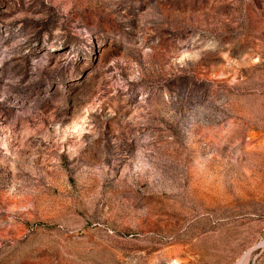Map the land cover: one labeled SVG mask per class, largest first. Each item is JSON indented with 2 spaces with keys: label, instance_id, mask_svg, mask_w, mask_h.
<instances>
[{
  "label": "rangeland",
  "instance_id": "obj_1",
  "mask_svg": "<svg viewBox=\"0 0 264 264\" xmlns=\"http://www.w3.org/2000/svg\"><path fill=\"white\" fill-rule=\"evenodd\" d=\"M0 264H264V0H0Z\"/></svg>",
  "mask_w": 264,
  "mask_h": 264
}]
</instances>
